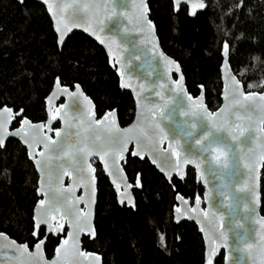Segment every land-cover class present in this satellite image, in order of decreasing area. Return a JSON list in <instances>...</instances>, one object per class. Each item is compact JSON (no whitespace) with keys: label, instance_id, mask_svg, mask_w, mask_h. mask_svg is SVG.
I'll use <instances>...</instances> for the list:
<instances>
[{"label":"water","instance_id":"water-1","mask_svg":"<svg viewBox=\"0 0 264 264\" xmlns=\"http://www.w3.org/2000/svg\"><path fill=\"white\" fill-rule=\"evenodd\" d=\"M36 1L49 14L59 47L79 32L104 49L120 89L130 92L135 109L131 123L122 127L116 109L98 117L93 100L82 87L62 85L59 78L44 100V121L33 122L23 116V109L0 108L7 107L13 116L9 121L7 112L0 115L7 133L0 149L9 139L18 140L38 175V200L32 214L34 231L36 218H44L50 211L49 202L66 213L51 212L56 216L53 223L63 225L62 231L49 232L46 224L41 225L45 231L41 252L35 247L37 237L29 247L0 232V264H52L54 260L57 264H102L99 253L83 247L84 237L93 240L96 236L98 190L93 160L101 165L118 204L135 208L133 184L124 169L129 151L132 157L147 158L169 182L173 177L185 178L188 167L194 169L203 187L202 196L191 200L177 193L172 216L176 224L195 223L204 241L205 264L210 256L215 264L221 253L223 264H264V215L260 212L264 164V100L260 97L264 92L245 90L230 65L229 49L227 56L224 54L227 42L222 44L219 68L221 103L212 111L206 104L203 86H199L197 96L189 93L180 63L162 49L149 17L148 0H143L146 13L141 0ZM172 1L175 12L186 5L190 17L207 7L204 0H182L177 9L176 0ZM201 2L205 7L197 8L193 14L192 5ZM233 78L239 82V89ZM53 115L56 119H52ZM16 118L21 119L13 128ZM24 120L29 124L24 125ZM56 122L59 126L54 128ZM205 133L209 134L208 141L196 144ZM64 151L71 155L63 156ZM173 151L178 155L174 156ZM65 171L70 174L64 175ZM41 200H45L44 206ZM49 236L59 237L50 258L45 253ZM24 245L28 252L23 251Z\"/></svg>","mask_w":264,"mask_h":264},{"label":"trees","instance_id":"trees-1","mask_svg":"<svg viewBox=\"0 0 264 264\" xmlns=\"http://www.w3.org/2000/svg\"><path fill=\"white\" fill-rule=\"evenodd\" d=\"M207 7L194 17L186 5L175 12L172 0H148L149 17L165 53L181 65L193 96L205 90L206 104L221 103L222 44L246 91L264 92V0H204ZM71 88L79 84L93 100L98 117L116 109L122 127L134 116L129 91L121 90L104 49L74 32L62 47L45 7L36 0H0V108L23 109L33 122L46 119L45 98L55 80ZM16 118L12 127L18 126ZM56 122L54 127H58ZM97 178L96 236L83 247L99 253L102 264H205V246L194 222L173 221L175 195L193 200L203 187L188 167L183 179L169 182L147 158L128 155L124 169L133 184L135 208L119 205L101 165L93 160ZM38 175L22 144L9 139L0 149V232L32 247L33 208L38 200ZM139 185V186H138ZM264 215V164L260 177ZM44 228L39 239L44 236ZM59 237L49 236L48 258ZM215 264H223V254Z\"/></svg>","mask_w":264,"mask_h":264},{"label":"snow or ice","instance_id":"snow-or-ice-1","mask_svg":"<svg viewBox=\"0 0 264 264\" xmlns=\"http://www.w3.org/2000/svg\"><path fill=\"white\" fill-rule=\"evenodd\" d=\"M21 2H22V0H21ZM46 2H47V0H46ZM181 2H182V0H176L177 9H179ZM141 4H142V7H144V10H145V13H146V6L143 5V0H141ZM204 7H205V5L202 2L198 3V4H193L192 5L193 14H195V11H196L197 8H204ZM63 40H64V35L61 34V36H60L61 43L63 42ZM228 49H229V45L227 43H225L224 46H223V50H224L225 56H227V54H228ZM169 63H171V61H169ZM176 70L179 71V66L176 67ZM181 79H182V77H181ZM233 82L236 85V87L239 89V87H240L239 82L235 81L234 78H233ZM57 87H59V81H57ZM240 95L243 96L244 95L243 92H241ZM244 98L248 99L249 97L245 96ZM189 99H191V98H189ZM260 99L264 100V96H261ZM4 112H7L9 114L8 119H9V121H11V119L13 118L11 110L8 109L7 107H5L3 110H0V115H2ZM57 112H59V109L57 110ZM182 114L183 115H187V113H182ZM52 119H56V116L53 115ZM23 124L24 125H28L29 122L27 120H24ZM191 126L194 128L195 124H193ZM157 127H159V125H157ZM162 131L163 130L161 129V132ZM6 135H7V133L5 131V125H4L3 121L0 120V147L4 146V139H5ZM56 135L60 136V132H57ZM189 135H191V133H189ZM208 139H209V134L205 133L200 139L196 140V144L202 145V142L203 141H208ZM49 143L55 144L56 142L55 141H49ZM31 146L32 145L30 144L29 147H31ZM47 147H48V144H45V148H47ZM170 147H171V145H170ZM81 151H84V149H81ZM213 151H216V150L213 149ZM88 154H91V153H88ZM133 154L136 155V154H139V153H133ZM172 154L174 156L178 155V153L176 151H173ZM62 155L65 156V157H68V156L71 155V152L70 151H64ZM101 159H103V156L101 157ZM261 159L264 160V156H262ZM39 163L40 162L37 161V164H39ZM224 166L227 167V164L225 163ZM89 169H91L90 165H89ZM69 174L70 173L67 172V171L64 172V175H69ZM240 191H243V189H240ZM69 203H71V202L69 201ZM40 205L44 206L45 205V200H41L40 201ZM48 208H49L50 211L46 214V216L44 218L37 217L36 221H35V229L36 230L33 231V236L37 237V239L39 240V242L35 245V247L37 249V252H41L43 250V247H44V244H45V240L44 239H39V234L42 231L41 225L46 224L49 232H54V231H57V230H59V231L63 230V225H56V224L53 223V221L56 220V216L51 214L52 211H54L56 213H62V209L60 207H54L52 202H49ZM246 208H247V206H246ZM177 211L179 212L180 210L177 209ZM65 214L66 213H62V215H65ZM238 226H242V225H238ZM92 235L93 236L95 235L94 231L92 232ZM0 236H3V234L0 233ZM3 238L7 239L6 236H4ZM63 243L66 245L67 241H64ZM21 247H22L24 252H28V246L27 245H24V246H21ZM248 247L250 248L251 245H248ZM239 250L240 249H237V251H239ZM57 252L58 253L60 252V248L57 249ZM212 255H214V250L212 252ZM97 259H98V257H97ZM52 264H57V261L54 260L52 262ZM208 264H212L211 256L209 257Z\"/></svg>","mask_w":264,"mask_h":264},{"label":"flooded vegetation","instance_id":"flooded-vegetation-1","mask_svg":"<svg viewBox=\"0 0 264 264\" xmlns=\"http://www.w3.org/2000/svg\"><path fill=\"white\" fill-rule=\"evenodd\" d=\"M55 128V127H54ZM128 155H130L131 156V154H130V151H129V153L127 154V157H128ZM126 161H127V158H126ZM125 164H126V162H125Z\"/></svg>","mask_w":264,"mask_h":264}]
</instances>
